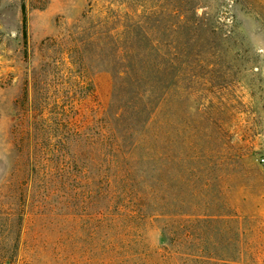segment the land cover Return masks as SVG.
Segmentation results:
<instances>
[{"label": "rangeland", "instance_id": "obj_1", "mask_svg": "<svg viewBox=\"0 0 264 264\" xmlns=\"http://www.w3.org/2000/svg\"><path fill=\"white\" fill-rule=\"evenodd\" d=\"M157 53L165 106L114 162L116 75ZM162 216L264 246V0H0V264H108L113 224L158 250Z\"/></svg>", "mask_w": 264, "mask_h": 264}, {"label": "trees", "instance_id": "obj_2", "mask_svg": "<svg viewBox=\"0 0 264 264\" xmlns=\"http://www.w3.org/2000/svg\"><path fill=\"white\" fill-rule=\"evenodd\" d=\"M162 54H156L154 64L140 68L139 70H124L117 74V80L121 77L130 76L135 78L132 84V97L122 108L121 113L115 116L114 121L109 120L110 139L114 148V162H119L121 146L125 136H131V129L122 134L118 124L123 120L130 125H141L144 133L156 120V114L165 106L166 93L169 89L167 84L168 67L163 62ZM167 89V90H166ZM130 112V117L125 114ZM116 125V126H115ZM115 126V128H114ZM119 133V136H118ZM118 165V164H117ZM119 221L126 222L135 220L136 214H118ZM164 226H161L162 235L167 245L158 250L148 248L141 238H136L134 227L129 223L127 228L119 225H111L109 233L116 234L108 246V264H151L152 258H156L157 264H167L169 260L174 264H260L256 256L264 253V246L259 241L247 238L248 231L241 228L234 230L233 223H240L238 218L222 216L188 217L162 216ZM159 219V218H156ZM158 221V220H157ZM177 224L171 227L172 224ZM220 224L217 235L224 237L229 234L226 241L219 243L209 242L207 235L210 226ZM115 225V227H114ZM121 237L127 238L128 242H121ZM264 264V262H263Z\"/></svg>", "mask_w": 264, "mask_h": 264}]
</instances>
